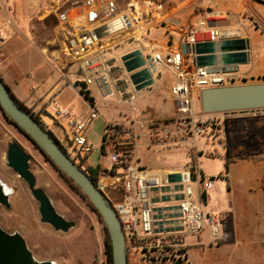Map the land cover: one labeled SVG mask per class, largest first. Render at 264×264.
Masks as SVG:
<instances>
[{"label":"built area","instance_id":"obj_1","mask_svg":"<svg viewBox=\"0 0 264 264\" xmlns=\"http://www.w3.org/2000/svg\"><path fill=\"white\" fill-rule=\"evenodd\" d=\"M52 9L56 21L53 43L58 44V56L53 62L58 70L65 75L67 66L77 65L79 79L75 85L82 91L88 93L92 87L101 99H114L131 110V114H123L121 121L106 124L104 128L101 153L108 158L110 168L96 184L116 213L127 251L143 264H187V236H198L204 227H209L213 239L222 241L226 238L220 221L204 213L199 204V198L212 187L213 181L200 176L191 167L176 172L181 175L180 182L169 183L167 175L171 173L154 174L146 170L139 165L136 150L141 132L153 143L169 145L193 142L203 137L210 127L207 121L202 122L194 116L191 89L223 86L227 80L223 73L210 74L204 68L195 67L189 73L191 66H195L194 61L187 62L181 50L167 55L155 53L150 56L153 76L160 75L161 69H168L179 80L171 88L177 118L171 122L140 119L134 105L136 91L129 74L120 58L111 56L110 50L119 47L121 42L115 37L121 33L132 31L143 35L149 32L146 20L150 18L151 11L145 1L81 0L68 6L56 2ZM225 16L226 13L221 11L203 12L196 24L181 30L182 43L194 44L198 34L215 42L240 38L238 31L217 27V22L225 20ZM6 40L4 28H0V43ZM90 104L86 114L77 115L52 103L57 114L66 120L71 133L70 139H55L74 162L76 156L94 150L88 133L99 112ZM34 117L44 127V122ZM214 119L215 125L218 121L216 115ZM69 148L73 149L74 156L68 153ZM177 186L182 189L176 190ZM165 188L168 190L162 191ZM179 195L183 198L176 199ZM165 197L169 200L162 201ZM165 207L177 208L178 211H165ZM176 213L180 216L164 218L166 214ZM155 216L161 218L156 219Z\"/></svg>","mask_w":264,"mask_h":264},{"label":"rangeland","instance_id":"obj_2","mask_svg":"<svg viewBox=\"0 0 264 264\" xmlns=\"http://www.w3.org/2000/svg\"><path fill=\"white\" fill-rule=\"evenodd\" d=\"M80 1L0 0V28H4L6 41L12 36L17 39V44L11 46L13 52H23L21 55L32 66L43 64L45 61L37 52L50 48L58 50V44L53 43L56 21L52 7L56 2L68 6ZM8 30H11V36ZM19 35L23 37V40ZM119 48L126 50L128 46L125 44ZM0 49H2V43H0ZM9 72L13 73L14 67H9ZM161 78L166 87H154L151 91L146 89L136 91L134 105L138 118L143 120L152 118L147 113L149 110L158 114L157 117L161 119L174 117L163 122H171L177 118L169 87L174 77L164 69ZM89 90L95 97L97 105L102 106L104 110L131 113L130 107L122 103L116 104L113 99L109 104L100 102L94 89L89 87ZM77 103L86 104L82 98ZM193 106L195 117L202 122L207 121L209 127L214 125V115L201 112L200 102L195 95H193ZM97 111L100 117L95 121L88 135L94 150L80 155L87 166L107 168L110 166L108 158L101 153V139L105 128L102 109L97 108ZM47 114L54 118V121L42 116L43 122L49 127L59 125L61 127L59 130L64 131L70 139L71 133L66 120L58 115L56 110L48 111ZM145 141V138L140 139V143ZM13 142H16L29 156V170L35 177L36 187L47 194L57 213L66 220L74 222V227L68 232H56L49 225L40 222L38 204L32 198L26 184L6 165L7 146ZM193 148V145L189 143L174 147L142 146L139 149L140 164L146 170L162 172L169 169L181 171L197 167L204 176L213 179V188L206 194H214L208 206L204 205L203 200H200L199 204L203 210H213V215L219 217L215 209L225 198V189L228 184L225 165L228 159L224 156L220 157L219 153L215 154L216 146H204L201 139L196 143L197 149ZM0 182L12 190L9 208L0 207V227L9 234H20L36 260L51 261L56 264H107L106 232L98 216L31 142L4 117L1 110ZM233 217L225 226L227 237L212 247L197 251L187 264H264V216ZM206 231L207 227H204L202 232L204 242ZM128 259L131 264H143L130 252H128Z\"/></svg>","mask_w":264,"mask_h":264},{"label":"crops","instance_id":"obj_3","mask_svg":"<svg viewBox=\"0 0 264 264\" xmlns=\"http://www.w3.org/2000/svg\"><path fill=\"white\" fill-rule=\"evenodd\" d=\"M144 1L147 8L151 11L150 18L146 20V28L149 32L143 34V36L140 33L127 31L116 36L115 39L121 42L119 47L126 44L128 49L124 50L119 47H113L110 50L112 57L118 59L123 54L136 48L141 50L143 55L150 56L155 53L167 55L177 50L182 51L183 43L181 41V30L187 25L196 24L200 20L201 14L207 10L221 11L225 12L226 16L225 20L217 22V27L230 28L238 31L239 37L247 40L249 58V62L245 65L238 66L235 72L222 74L227 80L223 86L264 82V0ZM119 2L123 3L124 0H119ZM18 29L23 28L18 27ZM8 31L10 32L11 30ZM19 36L21 39L23 38L21 35ZM21 39L20 41L23 40ZM16 41L17 39L12 36L10 40L2 43V49H0V77L17 102L28 110L30 114L42 120V116L47 114L48 111L56 110L52 106V103L55 102L61 108L68 109L74 114L84 115L89 111L91 106L90 103H92L96 109H102L104 126L123 119V114L126 113L110 112V110H104L102 106L97 105L95 97L91 95L90 90H88V95L92 101H87L83 97L80 93V91H82L81 87L75 85L79 79V69L77 65L73 64L67 66V73L63 75L54 64L53 61L58 56V50L50 48L42 50L43 52H37L45 63L32 66L31 63L21 55L23 52H13L11 46H15ZM200 41L207 40L198 34L197 42ZM185 60L190 62V60H193V56L185 54ZM9 67H14L13 73L9 72ZM163 70L164 69L160 70V75L153 76L155 83L146 88V90L151 91L152 88L159 86L166 87L161 78ZM166 70L174 77L169 84L171 89L179 80L174 72L168 69ZM194 70L195 66H191L189 73ZM200 90L199 88L192 87V105L193 95H195L200 102ZM94 92L100 102L109 104L110 100L105 101L101 99L95 89ZM81 98L86 104L77 103ZM114 102L118 104L116 100H114ZM147 113L153 119L159 121H166L174 118H158L157 116L159 115L152 110L147 111ZM214 115L218 118L217 125L206 129L205 137L197 138V140L193 142L186 141L177 145L189 143L193 145V149L196 150V143L201 139L204 146H216V149H214L216 151H214L215 154L218 155L219 153L220 157L224 156L228 159L225 165L228 180L224 194L225 198L217 209H215L219 217L213 215V210H203L200 204V208L204 213L220 221L223 231L226 233L225 226L227 223L229 224V219H232L233 216H264V109L227 112ZM50 128L57 138L67 139L65 132L59 130L61 129L59 125L56 124L54 127L51 126ZM140 134V139L145 138L146 141L140 143L139 140V147L136 150L138 159L139 149L142 146H177L153 143L146 134L142 132ZM139 165L142 166L140 164V159ZM109 168L110 166L107 168L100 167L103 174ZM193 169L200 176L206 178L197 167ZM148 171L154 174H166L181 172L182 170L169 169L166 172ZM212 188L213 184L210 189ZM213 195L214 194L205 193L199 198V202L203 200L204 205L208 206ZM202 232H204V229L198 236H187L185 238V255L187 262L197 251L205 249L206 247H212L220 242L213 239L212 231L209 227H207L205 242L202 240Z\"/></svg>","mask_w":264,"mask_h":264},{"label":"water","instance_id":"obj_4","mask_svg":"<svg viewBox=\"0 0 264 264\" xmlns=\"http://www.w3.org/2000/svg\"><path fill=\"white\" fill-rule=\"evenodd\" d=\"M248 44L244 38H235L221 41H200L192 45L183 44L182 52L193 56L196 68H204L210 74L232 73L240 65L249 62ZM125 71L135 91H140L155 83L154 67L150 55H143L141 50L134 49L120 57ZM201 112L217 114L236 111L264 109V82L230 86L202 88L199 92ZM0 110L18 130L36 146L38 151L46 157L50 164L63 173L84 195L97 214L107 231L111 247L112 264H128V251L125 238L116 213L90 180L87 174L61 149L55 137L29 113L21 107L9 88L0 77ZM46 113V112H44ZM44 116L54 121L48 114ZM78 158L81 156L78 155ZM29 156L16 143H10L6 151V165L27 186L32 198L38 204L40 222L49 225L54 231L66 233L74 227V222L63 218L51 203L47 194L36 187L35 177L29 170ZM169 183L181 181L179 173L167 175ZM176 190H181L177 186ZM168 188L162 189L167 191ZM182 195L176 199H182ZM168 201L169 197L162 198ZM9 208V197L0 182V207ZM165 211L177 208L165 207ZM179 213L166 214L164 218L178 217ZM160 219L161 216H155ZM169 223V222H168ZM178 230V229H177ZM179 230H182L180 227ZM166 231H172L167 229ZM161 232V230L159 231ZM0 264H52L51 261H38L28 250L23 237L18 233L9 234L0 227Z\"/></svg>","mask_w":264,"mask_h":264},{"label":"trees","instance_id":"obj_5","mask_svg":"<svg viewBox=\"0 0 264 264\" xmlns=\"http://www.w3.org/2000/svg\"><path fill=\"white\" fill-rule=\"evenodd\" d=\"M80 93L83 95V97L87 100V101H92V99L89 97L87 92L84 91H80ZM12 95V93H11ZM13 96V95H12ZM21 107H23L20 103H18ZM24 108V107H23ZM25 109V108H24ZM5 117V116H4ZM34 117V116H33ZM35 118V117H34ZM7 119V118H6ZM36 119V118H35ZM8 120V119H7ZM10 121V120H9ZM16 127V126H14ZM17 128V127H16ZM18 129V128H17ZM24 136V135H23ZM28 139V138H27ZM36 148V146H34ZM37 149V148H36ZM38 150V149H37ZM42 155V154H41ZM43 156V155H42ZM44 157V156H43ZM48 162L49 160L44 157ZM50 163V162H49ZM57 170V169H56ZM84 172L87 174V176L90 178V180L96 185L97 181L99 179V177L103 174V171L100 169V167H91V166H87L85 169H83ZM58 171V170H57ZM63 178L67 181V183L87 202V204L91 207L92 211L98 216V218L100 219V221L102 222L100 216L97 214V212L94 210V208L91 206V204L88 202L87 198L82 195V193L79 191V189L72 183V181L70 179H68L63 173H61L60 171H58ZM103 224V223H102ZM106 232V238H105V253H106V257H107V264H112V259H111V247H110V243H109V238H108V234L107 231L105 229ZM128 264H131L129 259H128Z\"/></svg>","mask_w":264,"mask_h":264},{"label":"flooded vegetation","instance_id":"obj_6","mask_svg":"<svg viewBox=\"0 0 264 264\" xmlns=\"http://www.w3.org/2000/svg\"><path fill=\"white\" fill-rule=\"evenodd\" d=\"M44 129L47 130L48 132H50V133L56 138L55 134L52 132V129H51L48 125H46L45 123H44ZM68 153H69L70 155L74 156V155H73V149H72V148H69V149H68ZM75 163H76L79 167H81L82 169H85V168L87 167V165L84 163V160L82 159V157L78 158V157L76 156V157H75Z\"/></svg>","mask_w":264,"mask_h":264},{"label":"bare ground","instance_id":"obj_7","mask_svg":"<svg viewBox=\"0 0 264 264\" xmlns=\"http://www.w3.org/2000/svg\"><path fill=\"white\" fill-rule=\"evenodd\" d=\"M5 189V192L8 194V197L10 198L11 194H12V190L10 188H8L6 185H4L3 183H1ZM41 244V243H40ZM52 264H56L55 262H52Z\"/></svg>","mask_w":264,"mask_h":264}]
</instances>
